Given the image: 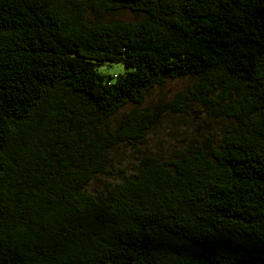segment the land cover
<instances>
[{
    "label": "trees",
    "instance_id": "obj_1",
    "mask_svg": "<svg viewBox=\"0 0 264 264\" xmlns=\"http://www.w3.org/2000/svg\"><path fill=\"white\" fill-rule=\"evenodd\" d=\"M123 8L145 16L91 18ZM194 102L229 120L216 139L86 189ZM0 264H264V0H0Z\"/></svg>",
    "mask_w": 264,
    "mask_h": 264
},
{
    "label": "rangeland",
    "instance_id": "obj_2",
    "mask_svg": "<svg viewBox=\"0 0 264 264\" xmlns=\"http://www.w3.org/2000/svg\"><path fill=\"white\" fill-rule=\"evenodd\" d=\"M145 14L127 8L112 11L101 17L91 15L92 19L110 20H138ZM95 70L103 79L113 80L117 74L124 73L127 68L122 62H100L95 65ZM195 75H185L166 80L155 85L140 104L126 103L115 114L108 118L109 126L114 127L120 118L134 108H153L161 101L174 97L178 92L185 90L196 80ZM229 124L224 117H212L199 104L192 103L183 113L167 112L156 121L145 134V138L134 144L119 143L110 152L111 160L107 171L97 174L86 189L97 193L103 191L107 183L124 180L137 170L140 157L143 153L169 159L179 150L188 145H202L206 141L212 142Z\"/></svg>",
    "mask_w": 264,
    "mask_h": 264
}]
</instances>
